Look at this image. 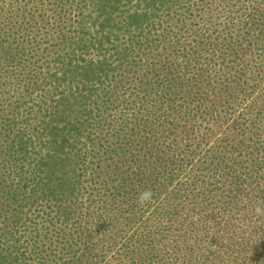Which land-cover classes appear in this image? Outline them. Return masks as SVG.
Returning <instances> with one entry per match:
<instances>
[{
    "label": "trees",
    "instance_id": "obj_1",
    "mask_svg": "<svg viewBox=\"0 0 264 264\" xmlns=\"http://www.w3.org/2000/svg\"><path fill=\"white\" fill-rule=\"evenodd\" d=\"M6 1L0 264H264V0Z\"/></svg>",
    "mask_w": 264,
    "mask_h": 264
},
{
    "label": "rangeland",
    "instance_id": "obj_2",
    "mask_svg": "<svg viewBox=\"0 0 264 264\" xmlns=\"http://www.w3.org/2000/svg\"><path fill=\"white\" fill-rule=\"evenodd\" d=\"M20 2L18 4L21 5L23 0H19ZM7 3V1L4 4H0L1 7H3L5 4ZM25 3V1L23 2ZM23 6V5H22ZM253 60V57L250 56L246 58L244 60V64L243 65H248L249 63H251V61ZM260 88H264V83H262L260 85ZM262 95H264V91L261 92ZM260 96V93H255L254 97L258 98ZM252 99V97L247 98L244 103H248L250 102ZM219 134L221 133V130L218 132ZM214 142V141H211ZM1 144V143H0ZM6 147V145H2V153H1V158L2 160H4L2 162L3 165L6 166V163L8 160V158L6 157L8 155V151L7 149L4 150V148ZM101 153V151H100ZM111 154H107V155H103L100 157V162H98L97 160L93 159V165L92 168H94V170H105L106 169V165L112 163L111 160ZM6 161V162H5ZM1 162V161H0ZM99 164V165H98ZM97 166V169H95V167ZM100 166V167H99ZM0 185H1V193H6L9 191V186H13L16 185L17 182H21L20 181V177H18V173H14V175L10 176L9 175V171L11 172V169L8 168L7 166L5 168H1L0 169ZM9 170V171H8ZM96 173V172H95ZM93 173L90 176H87L85 179V189L83 191V195L81 198L82 202H85L88 195L91 193H96V191L99 188V183L102 181L100 179H98L97 177L95 178L96 174ZM103 174V173H102ZM0 202H4V197H0ZM2 218V217H1ZM0 218V220H1ZM2 225H0V235L2 234L3 230H1ZM42 226H40L41 228ZM45 227V226H44ZM70 232L66 231V234H69ZM40 244L44 245L43 250H44V254L42 257L46 258V264H78L77 262H75V260H71V259H75L76 257L73 256V254L70 253H66V247L67 246L65 243L67 241V238H62L60 239V237L57 236L58 231L56 230H44L41 229L40 232ZM75 252V251H73Z\"/></svg>",
    "mask_w": 264,
    "mask_h": 264
}]
</instances>
